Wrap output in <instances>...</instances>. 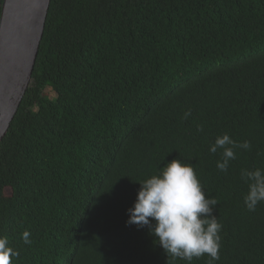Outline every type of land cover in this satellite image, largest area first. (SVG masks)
Returning <instances> with one entry per match:
<instances>
[{
	"label": "trees",
	"instance_id": "trees-1",
	"mask_svg": "<svg viewBox=\"0 0 264 264\" xmlns=\"http://www.w3.org/2000/svg\"><path fill=\"white\" fill-rule=\"evenodd\" d=\"M224 134L251 142L226 173L210 152ZM174 159L219 202L214 264H264V202L247 209L241 178L264 169V0H52L0 144L12 264H187L126 223L139 181Z\"/></svg>",
	"mask_w": 264,
	"mask_h": 264
},
{
	"label": "clouds",
	"instance_id": "clouds-1",
	"mask_svg": "<svg viewBox=\"0 0 264 264\" xmlns=\"http://www.w3.org/2000/svg\"><path fill=\"white\" fill-rule=\"evenodd\" d=\"M191 112L185 113V118ZM198 130L202 131V128ZM222 149L219 171L226 173L230 161L236 159V149H251V142L238 143L228 134L217 137L210 152ZM241 178L248 184L244 203L249 211H255L264 202V169H242ZM134 206L128 209V225L147 227L156 242L172 260L180 259L192 264L194 258L207 254V264L220 259L223 225L214 215L219 203L215 197L206 198L204 187L197 177L194 166L174 159L150 178L139 181ZM30 233H23V240L30 244ZM19 251L9 246L8 238L0 236V264H12Z\"/></svg>",
	"mask_w": 264,
	"mask_h": 264
},
{
	"label": "water",
	"instance_id": "water-1",
	"mask_svg": "<svg viewBox=\"0 0 264 264\" xmlns=\"http://www.w3.org/2000/svg\"><path fill=\"white\" fill-rule=\"evenodd\" d=\"M52 0H4L0 20V144L30 87Z\"/></svg>",
	"mask_w": 264,
	"mask_h": 264
},
{
	"label": "rangeland",
	"instance_id": "rangeland-1",
	"mask_svg": "<svg viewBox=\"0 0 264 264\" xmlns=\"http://www.w3.org/2000/svg\"><path fill=\"white\" fill-rule=\"evenodd\" d=\"M10 191L8 190V192L7 193H9Z\"/></svg>",
	"mask_w": 264,
	"mask_h": 264
}]
</instances>
